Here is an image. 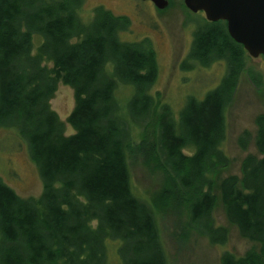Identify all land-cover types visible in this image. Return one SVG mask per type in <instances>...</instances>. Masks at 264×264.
Segmentation results:
<instances>
[{"label":"trees","instance_id":"obj_1","mask_svg":"<svg viewBox=\"0 0 264 264\" xmlns=\"http://www.w3.org/2000/svg\"><path fill=\"white\" fill-rule=\"evenodd\" d=\"M82 1L0 0V128L16 129L42 182L38 197L23 198L0 179V264H106L111 240L121 264H167L157 213L184 208L191 229L223 244L218 201L240 235L260 244L244 256L224 251L220 263L264 264V113L255 121L257 154L243 158L240 176L227 174L223 149L226 109L247 58L242 45L224 20L197 24L182 69L223 60L226 71L175 117L164 103L155 111L159 97L149 93L157 72L151 44L121 40L129 20L103 7L82 22ZM59 81L74 91L71 134L49 103ZM127 86L132 94L117 97ZM152 120L154 153L170 186L144 199L134 191L128 154L147 140ZM135 128L139 142H132Z\"/></svg>","mask_w":264,"mask_h":264},{"label":"rangeland","instance_id":"obj_2","mask_svg":"<svg viewBox=\"0 0 264 264\" xmlns=\"http://www.w3.org/2000/svg\"><path fill=\"white\" fill-rule=\"evenodd\" d=\"M97 7L127 17L129 26L120 32L121 40H146L151 44L157 72L149 93L159 97V106L155 111L160 110L164 103L178 117L189 96L203 98L225 74L226 65L223 60L214 61L209 66H196L191 70L182 69L181 63L190 50L193 32L197 24L206 19L202 11L191 12L183 0H168V6L164 9L156 8L150 0H83L78 10L82 22H90ZM37 36H33L34 48L40 42ZM48 66H52V63H48ZM131 91L132 88L123 87L117 91L116 96L125 99L132 94ZM49 103L65 123V134L73 133V128L66 121L75 105L73 89L59 81ZM261 113H264V57H252L247 53L233 99L225 113L226 136L223 149L231 160L227 174L240 176L243 158L248 153L257 154L255 121ZM154 128L152 120L146 128L147 140L136 145L128 154L134 191L144 199L155 194L157 196L164 186H170L154 153ZM139 132L133 129L132 142L140 141ZM22 140L16 129L0 128V179L20 197H38L42 192V182L29 157L27 144ZM214 215L217 224L227 230L223 244H211L191 229L184 208L173 204L157 213V227L167 264H221L220 257L224 251L236 256L260 251L258 242L242 237L236 226L227 221L219 201ZM118 243L116 240L107 241L106 264H121L117 252Z\"/></svg>","mask_w":264,"mask_h":264},{"label":"water","instance_id":"obj_3","mask_svg":"<svg viewBox=\"0 0 264 264\" xmlns=\"http://www.w3.org/2000/svg\"><path fill=\"white\" fill-rule=\"evenodd\" d=\"M164 9L168 0H150ZM193 13L202 11L206 20H224L230 37L248 55L264 57V0H183Z\"/></svg>","mask_w":264,"mask_h":264}]
</instances>
